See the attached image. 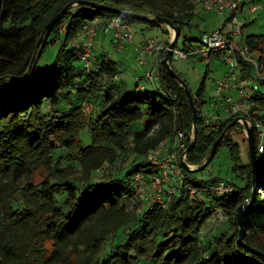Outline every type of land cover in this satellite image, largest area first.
Instances as JSON below:
<instances>
[{
  "label": "trees",
  "instance_id": "trees-1",
  "mask_svg": "<svg viewBox=\"0 0 264 264\" xmlns=\"http://www.w3.org/2000/svg\"><path fill=\"white\" fill-rule=\"evenodd\" d=\"M72 1L82 0H3L1 7L0 264H264V256L250 253L236 240V211L251 198L253 188L249 153L239 165L241 143L230 138L236 124L221 146L230 148L233 169L241 170L244 186L228 180L234 192L221 197L207 192L202 200H189L182 188L165 207L150 205L137 194L134 175L156 171L148 161L150 153L165 139L173 144L176 132H184L191 143L193 109L186 90L161 61L160 87L122 93L115 62L99 56V72L87 73L70 46L95 17L116 16L129 24L155 26L162 23L148 18L161 16L181 33L191 26L200 0H85L133 15L73 6L42 49L43 54L60 38L57 29L66 24L55 61L40 67L38 60L31 73L47 23ZM199 38H185L184 45ZM245 41L264 61V34L249 35ZM240 63L242 73L252 76V67ZM170 65L173 68L172 61ZM102 77H107L106 84ZM256 82L264 86V80ZM257 87L249 114L264 124V93ZM202 90L193 93L198 115L196 143L187 153L191 164H201L215 140L241 116L231 115L217 127L207 124ZM145 113L144 127L135 128ZM252 128L257 143V129ZM84 129L91 136L88 144L81 138ZM257 162V190L243 224L245 241L264 253V149L257 151ZM188 176L199 188L221 179L196 180L192 172ZM214 207L225 210L227 219L211 227L219 229L206 238L202 228Z\"/></svg>",
  "mask_w": 264,
  "mask_h": 264
},
{
  "label": "built area",
  "instance_id": "built-area-1",
  "mask_svg": "<svg viewBox=\"0 0 264 264\" xmlns=\"http://www.w3.org/2000/svg\"><path fill=\"white\" fill-rule=\"evenodd\" d=\"M204 8L213 9L216 12L224 13L226 10L237 11L243 5V0H202ZM253 10L263 9L264 0L252 6ZM232 28L225 31L224 28H218L212 32L204 33L197 41L187 42L184 46L173 47L172 55L169 61L189 59L191 56H199L206 64L210 63V59L214 53L222 54L224 62L229 66L228 73L216 82V104L219 100H224L228 104L224 107L231 115L241 114L243 104L247 103L252 106V90L257 89L254 85L257 80H264V61L259 60L258 52L250 48L245 41V30L239 25L235 16H231ZM107 24L112 28L113 44L117 49L123 47L126 43L133 41V32L131 24L122 21L116 16H106ZM101 25V18L95 17L86 23L78 32V35L71 42V47L75 50L78 60L82 63V68L87 73L95 74L99 72L97 57L94 54L95 38ZM65 31L62 29L60 33ZM169 49V44H164L154 37L145 38L144 45L137 49V57L141 63L146 62L147 56L153 54L155 57V65L148 69L146 76L150 81H155L156 67L163 60ZM112 61V59H106ZM240 61L252 67V76L242 73ZM104 87V86H103ZM238 90L240 100H234L233 96L225 95L226 91ZM225 105V103H224ZM248 113V112H247ZM246 113V114H247ZM207 124L217 127L220 117H204ZM252 127L258 131L256 149L261 153L264 149V127L262 122L258 120H249ZM241 121V120H240ZM193 137V136H192ZM191 137V139H192ZM170 144V145H169ZM172 145V146H171ZM189 145L187 135L182 132H176L173 144L168 139L161 142L160 146L150 153L148 157L149 163L155 168V172L147 174L139 171L134 175L133 183L136 186V192L139 197L150 205L159 204L163 207L167 205L174 195H180L181 189L185 188L184 194L189 200H202L208 192L214 196L227 195L236 190L230 181L223 178L219 179L215 184L207 188L196 187L191 182L188 172L181 164V158L187 161V154H184ZM171 146V148H168ZM188 162V161H187ZM189 163V162H188ZM191 164V163H189ZM196 166L195 164H191ZM245 201H249L246 199ZM227 219L225 210L214 207L210 218L212 226L222 225Z\"/></svg>",
  "mask_w": 264,
  "mask_h": 264
},
{
  "label": "rangeland",
  "instance_id": "rangeland-1",
  "mask_svg": "<svg viewBox=\"0 0 264 264\" xmlns=\"http://www.w3.org/2000/svg\"><path fill=\"white\" fill-rule=\"evenodd\" d=\"M244 2L241 8H239L234 16L236 17L240 26H242L245 30L244 36L245 38L249 35H261L264 34V10L257 9L256 11L252 9V6L258 1L261 0H243ZM201 0L197 1V5L195 8V16L192 20L191 26H186L181 30V33L177 40V47L184 46L185 38H189L191 36L201 37L204 33L212 32L218 28H224L225 31H228L232 28L231 20L228 21V18L232 16V10H226L224 13L216 12L213 9L204 8ZM132 32H133V41L126 43L120 49H117L112 41V32L111 30H107L105 35H101V33L95 38V49L94 54H99L102 52L106 53L107 57H103L104 59H112L113 62L119 63L122 70V75L126 77L128 76H138L143 73V69L146 68V65H139L138 58L136 57V45L139 44L141 36L145 35L146 37H154L160 40L162 43H165L168 40L167 34V26L166 24L149 26L148 24L140 21H134L131 23ZM64 30L66 32V24L60 25L57 29L56 34H60V30ZM172 30V29H171ZM174 32V31H172ZM65 33L62 32L60 34V38L54 42L48 44L46 49L44 50L41 58L39 59L40 67L49 66L52 64L57 54L61 48L63 43ZM72 42V41H71ZM71 46V43H70ZM97 47V48H96ZM98 60V58H97ZM111 61V62H112ZM148 69H152L154 63L149 60L148 61ZM78 64L82 66L80 60H78ZM158 65L156 67V74L159 75ZM174 71L179 75V77L186 82L188 88L191 89L193 93L199 91L201 87L202 90V100L204 101L201 107L202 116L203 117H216L220 114V107H217L216 102H211L213 96L216 92V82L223 78L227 72L229 71L228 65L224 62L223 58H218L216 55L212 56L210 59V63L207 65L199 56H191L188 60H178L173 62ZM95 75V74H94ZM248 76V75H247ZM101 81L105 84L107 82V77H102ZM129 81V79L127 80ZM129 85L134 84L131 80ZM257 86H259V90L264 93V86H262L259 82H256ZM135 85V84H134ZM134 85L132 88H134ZM101 88L105 86L104 84L99 85ZM129 87L124 86L123 90L127 92ZM258 89V87H257ZM123 90L122 91L123 93ZM127 90V91H126ZM216 98V97H215ZM220 101H218V104ZM222 108V107H221ZM250 108V107H249ZM146 112V110H144ZM241 116H245L246 119L252 120V118L246 111H241ZM239 117V116H238ZM147 121L146 113L135 123V128L142 129ZM248 125L252 127L251 122L246 120ZM254 121V120H252ZM264 127V124H263ZM88 131L84 129L81 134V138L85 144H88L91 140L90 134H87ZM229 133V132H228ZM228 135V134H227ZM193 136V132L191 137ZM193 138V137H192ZM230 138L235 141H239L241 143V162L239 160V165L248 160L249 146H248V132L245 127V123L243 120L238 121L236 123V127L230 132ZM258 138V131H257ZM234 160L232 158V154L230 148L227 145H222L219 147L216 155L210 162V164L200 170L198 172L192 173V176L196 180H205L210 177V175L218 176L225 180H232L234 184L242 187L245 185V179L241 177V170H234ZM199 165V164H195ZM212 226V222L209 219L202 228V234L205 235L206 238L213 235L219 228L210 229ZM51 251V243L48 242L46 244Z\"/></svg>",
  "mask_w": 264,
  "mask_h": 264
},
{
  "label": "water",
  "instance_id": "water-1",
  "mask_svg": "<svg viewBox=\"0 0 264 264\" xmlns=\"http://www.w3.org/2000/svg\"><path fill=\"white\" fill-rule=\"evenodd\" d=\"M3 4V0H0V11H1V7ZM78 4H83V5H87L93 8H99V9H103L105 11H109L112 13H117L120 15H126V16H130L133 15L130 12L127 11H122L119 10L117 8H113L110 5L107 4H102V3H96V2H90V1H72L70 3H68L67 5H65L58 13H56L51 20L47 23L38 43H37V53L35 55V59L32 62V65L30 67L31 73L34 71L35 69V65L37 64V61L39 60L41 54H42V49L46 44V41L48 39V37L50 36V34L52 33L54 27L58 24V22L62 19V17L65 15V13L72 8L75 5ZM145 17V16H142ZM150 20H155V21H159L160 23L166 24L170 29H172V31H174V38L172 41L169 42V49L166 52L165 57L162 60V64H164L166 66V68L169 70V72L175 76V78L180 82L181 86L186 90V93L189 97V102L192 105V109H193V138L191 139V143L189 144V146L187 147V149L185 150L184 154H187L190 150H192L195 146L194 143H196V137H197V108L194 102V95L193 92L191 91L190 88H188V85L186 84V82L184 80H182L179 75H177V73L174 71V69L172 68V66L170 65V57L172 55V49L174 46H176L177 43V39L179 36V32H180V27L179 26H175L173 24V22H171L168 18H164L161 16H153L148 18ZM243 120L245 123V127L246 130L248 132V146H249V156H250V164H251V168H252V182H253V188H252V194H251V198L249 199V201H244L239 207L236 215L237 218V223L239 226V236L237 242L238 245L245 248L246 250L250 251V253H255V254H259L264 256V253L259 251L258 249L250 246L246 241H245V236H246V230L244 228V224H243V219H244V213L247 210L249 204L251 203L252 199L254 198L255 194H256V190H257V176H258V162H257V150H256V143H255V137H254V128H252L251 126L248 125L247 123V119L245 116H239L237 117L227 128H225L226 130L215 140V142L212 145L211 151L209 153V155L207 156V158H205V160L196 166H192L191 164H189L184 157H180L181 158V164L183 166V168L187 171V172H198L200 170H203L204 168L206 169V167L210 164V162L212 161V159L214 158V156L216 155L219 147L221 146L222 142L224 141L225 137L227 136L229 130L231 127H233L238 121Z\"/></svg>",
  "mask_w": 264,
  "mask_h": 264
},
{
  "label": "crops",
  "instance_id": "crops-1",
  "mask_svg": "<svg viewBox=\"0 0 264 264\" xmlns=\"http://www.w3.org/2000/svg\"><path fill=\"white\" fill-rule=\"evenodd\" d=\"M101 18V25H100V27H99V29H98V32H97V36L101 33V35L103 36V35H105V33L107 32V30L109 29V30H111L110 32H112V28H111V26L109 25V24H107L105 21H106V17H100ZM161 25V24H160ZM167 26V25H166ZM132 28V27H131ZM167 34H168V40L164 43V44H169V42L170 41H172L173 40V38H174V33L172 32V30L167 26ZM61 34V33H60ZM112 36H113V34H112ZM145 38H149V37H146L145 35H143V36H141V38H140V41H139V44H137L136 45V57H137V49L138 48H140V47H142L143 45H144V41H145ZM112 41H113V38H112ZM97 48V47H96ZM95 53V52H94ZM96 55V57H99V56H101V57H107V55H106V53H104V52H102V50L99 52V54L97 53V54H95ZM214 55H216L218 58H223L222 57V54H220V53H214L212 56H214ZM138 58V57H137ZM149 60H151L153 63H154V65H155V57H154V55L153 54H149L148 56H147V60H146V62H144V63H141L140 61H139V59H138V62H139V65H141V66H144V65H146V68H144L143 70V73L141 74V75H138V76H128V78H127V80L129 79V81H127L126 80V77H124V75H122V70H123V68L121 67V65L119 64V63H115L116 64V66H117V68H118V71H120L119 72V74H117V76H116V83H117V85L119 86V88L121 89V90H123V88H124V86H127V87H129V89H128V91H131V90H133V89H137V90H152V89H154V88H158V87H160L161 86V82H160V78H159V75H157V77H156V80L155 81H150L148 78H147V76H146V73H147V71H148V68H149V66H148V61ZM184 60V59H183ZM185 60H187V59H185ZM154 65H153V67H154ZM158 65H160V63L158 64ZM157 65V66H158ZM208 65V64H207ZM229 67V66H228ZM228 73V72H227ZM133 81L134 82V84H132V85H129L130 83V81ZM254 85H256V83H253ZM134 85V88H132V86ZM127 91V90H126ZM123 92H125L124 90H123ZM215 93V92H214ZM195 94V93H194ZM193 94V95H194ZM232 95L233 96V98H234V100H240V97H239V93H238V90H231V91H226L225 92V95ZM214 101H216V98H215V95L213 96V99H211V102L212 103H214ZM220 101V103L219 104H216L217 105V107H220V114H219V117H220V122H221V120H225L226 118H228V117H230V114L228 113V111L224 108L228 103L226 102V101H224V100H219ZM203 100H202V104H203ZM224 103H225V105H224ZM201 107H202V105H201ZM222 107V108H221ZM250 107V105L249 104H247V103H245V104H243V111L245 112L246 111V113L248 112V110L250 109L249 108ZM218 177V176H213V175H210V177ZM218 178H220V177H218Z\"/></svg>",
  "mask_w": 264,
  "mask_h": 264
}]
</instances>
